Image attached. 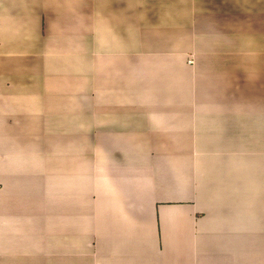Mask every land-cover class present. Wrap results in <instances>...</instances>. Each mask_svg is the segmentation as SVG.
Here are the masks:
<instances>
[{"label":"crops","instance_id":"crops-1","mask_svg":"<svg viewBox=\"0 0 264 264\" xmlns=\"http://www.w3.org/2000/svg\"><path fill=\"white\" fill-rule=\"evenodd\" d=\"M0 264H264V0H0Z\"/></svg>","mask_w":264,"mask_h":264}]
</instances>
